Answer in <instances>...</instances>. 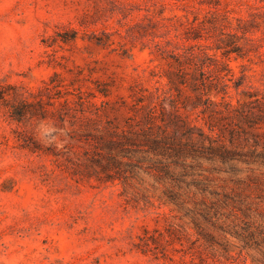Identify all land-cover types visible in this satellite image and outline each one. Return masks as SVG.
I'll return each mask as SVG.
<instances>
[{
	"label": "rangeland",
	"instance_id": "rangeland-1",
	"mask_svg": "<svg viewBox=\"0 0 264 264\" xmlns=\"http://www.w3.org/2000/svg\"><path fill=\"white\" fill-rule=\"evenodd\" d=\"M250 102H264V0H0V264H264V165L204 163L224 225L205 223L207 241L189 211L202 194L129 133L176 111L207 131L223 118L229 138L227 103ZM42 120L67 125L63 150L38 141ZM166 228L183 244L141 249Z\"/></svg>",
	"mask_w": 264,
	"mask_h": 264
},
{
	"label": "trees",
	"instance_id": "trees-1",
	"mask_svg": "<svg viewBox=\"0 0 264 264\" xmlns=\"http://www.w3.org/2000/svg\"><path fill=\"white\" fill-rule=\"evenodd\" d=\"M252 103L242 107L227 103L228 110L232 111V119L246 123L247 127L253 130L243 127L238 122L229 130V138L225 137L220 123L223 118L216 121L212 114L209 115V118L205 119V124L209 129L207 131L203 126L194 124L176 111L167 116L149 113L144 126L129 130V133L145 138V143L148 145L146 151L156 157L153 165L156 171L171 179L179 189L183 188V185L188 189L195 187L194 193L202 194L201 200H192L193 207L189 211L193 215L194 228L207 241L213 238L211 234L204 233L205 223L210 227H217L218 224L220 227L224 225L220 224L219 199L208 200L207 198V194L219 196L220 192L210 189L207 179L201 178L203 174L199 170H205L204 163H210L212 170L228 173L239 171L238 163L264 165V142L261 146L258 140L254 141V127L259 133L264 134V102L260 103L261 106H258L257 110L254 109V105H251ZM216 113L222 114L223 110H216ZM122 136L132 141L133 136L126 134ZM121 143L122 141L109 142L108 147H119ZM260 146L261 150H259ZM121 155L123 158L128 156L124 152ZM111 161L121 164L118 158L113 157ZM181 195L180 192L168 193L170 201L178 207H183L188 203L181 201ZM183 238H185L184 233L178 232L175 228L155 229L153 232L146 229L144 236L140 237L139 245L144 252H149L161 246L165 248L164 243L172 244L176 239L183 244ZM199 240L196 239V242ZM192 243L195 244V241ZM246 243L248 244V241ZM198 246H194V249H198ZM195 253L194 250L192 254L195 255ZM191 262H194V258ZM182 263L188 264L185 260Z\"/></svg>",
	"mask_w": 264,
	"mask_h": 264
},
{
	"label": "clouds",
	"instance_id": "clouds-1",
	"mask_svg": "<svg viewBox=\"0 0 264 264\" xmlns=\"http://www.w3.org/2000/svg\"><path fill=\"white\" fill-rule=\"evenodd\" d=\"M69 129L65 125L62 129H57L54 124L40 121L37 125V139L46 147H54L57 151L65 148L68 140Z\"/></svg>",
	"mask_w": 264,
	"mask_h": 264
}]
</instances>
